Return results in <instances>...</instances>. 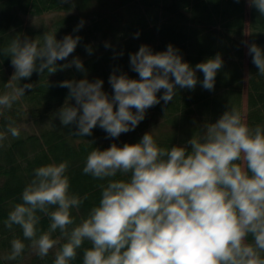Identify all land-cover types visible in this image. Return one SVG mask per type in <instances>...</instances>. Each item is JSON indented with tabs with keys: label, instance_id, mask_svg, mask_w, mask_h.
<instances>
[{
	"label": "clouds",
	"instance_id": "1",
	"mask_svg": "<svg viewBox=\"0 0 264 264\" xmlns=\"http://www.w3.org/2000/svg\"><path fill=\"white\" fill-rule=\"evenodd\" d=\"M248 3L264 16V0ZM83 24L81 20L74 31ZM80 39L67 35L58 41L55 33H45L41 43L17 36L0 49L11 56L15 69L6 84L11 91L0 94V110L11 109L34 86L18 87L11 81L30 78L34 71L55 73L56 62L66 60ZM87 51L90 54L91 47ZM248 51L264 75V50L252 43ZM73 65L85 71L78 57L59 69ZM130 65L140 79L114 72L109 78L111 99L100 79L60 82L58 86L69 89V99L75 100V106L65 103L57 113L61 124H75L77 137L90 136L99 126L118 138L134 130L147 109L161 100L171 101L176 86L194 89L197 70L204 74L202 87L213 90L223 61L217 54L193 68L171 44L157 53L142 45L130 55ZM161 89L164 93L158 98ZM7 132L20 136L11 124ZM6 139L0 131V148ZM188 143L190 152L183 146L162 148L145 133L136 144L93 148L83 172L108 182L101 185L99 204L79 223L72 209H79L87 196L70 191L67 162L40 166L5 224L9 229L20 226L40 258L59 245L54 264H70L85 241L91 247L83 251V264H264V127H250L233 108L215 123L205 124L203 134ZM118 173L128 179H113ZM40 214L49 219L47 231L38 228ZM57 231L59 237L53 238ZM25 247L21 239H13L6 259L16 260Z\"/></svg>",
	"mask_w": 264,
	"mask_h": 264
},
{
	"label": "trees",
	"instance_id": "2",
	"mask_svg": "<svg viewBox=\"0 0 264 264\" xmlns=\"http://www.w3.org/2000/svg\"><path fill=\"white\" fill-rule=\"evenodd\" d=\"M247 3L248 0H0V49L7 48L17 36L41 43L45 33H55L58 41L67 35L81 38L66 60L56 62L55 73L34 71L30 78L11 81L18 87L29 83L34 86L26 89L25 96L11 109L0 110V131L7 135L0 148V264H54L59 245L40 258L30 247V241L23 237L20 226L9 229L5 224L15 204L22 202L23 189L34 178L36 168L67 162L70 191L80 197L87 196L79 209H72L79 223L99 204L101 185L108 182L83 172L86 157L93 148L105 150L113 143L119 147L136 144L145 133H150L159 147L183 146L190 152L188 141L203 134L205 124L215 123L233 108L250 127H264V75L258 73L246 42L264 50V16L254 6L249 5L248 11ZM81 20L83 27L74 31ZM169 44L193 68L217 54L221 56L223 65L216 74L213 90L202 87L204 74L197 70L194 89L176 86L171 101L165 104L161 100L147 109L138 126L118 138L109 137L99 126L92 130V135L77 137L75 124H61L57 113L65 103L75 106V100L69 99V89L58 86L60 82L100 79L102 91L111 99L114 92L109 78L114 72L140 79L130 65L131 54L142 45H147L153 53L163 52ZM88 47L92 49L90 54ZM77 57L85 71L77 70L74 65L59 69V65ZM14 72L11 56L0 53V94L11 91L6 84ZM163 93L161 89L157 97ZM10 124L19 129L18 138L7 132ZM113 179L126 180L128 176L118 173ZM40 215L38 228L47 231L49 219ZM52 235L57 238L60 233ZM17 238L26 247L16 260H8L11 241ZM88 247L91 244L85 241L70 264H83V251Z\"/></svg>",
	"mask_w": 264,
	"mask_h": 264
},
{
	"label": "rangeland",
	"instance_id": "3",
	"mask_svg": "<svg viewBox=\"0 0 264 264\" xmlns=\"http://www.w3.org/2000/svg\"><path fill=\"white\" fill-rule=\"evenodd\" d=\"M247 10L249 11V3H247ZM32 20H34V19H31V21ZM246 42H247V48H248L249 41L246 40ZM248 68H249L248 67V59L246 58V61H245V79H246V82H247V78H248ZM247 100L248 99L245 96V100H244V110H246V111H247Z\"/></svg>",
	"mask_w": 264,
	"mask_h": 264
}]
</instances>
